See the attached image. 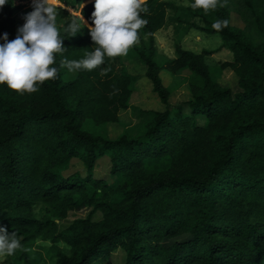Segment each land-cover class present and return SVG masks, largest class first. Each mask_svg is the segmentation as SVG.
Masks as SVG:
<instances>
[{
	"label": "trees",
	"instance_id": "obj_1",
	"mask_svg": "<svg viewBox=\"0 0 264 264\" xmlns=\"http://www.w3.org/2000/svg\"><path fill=\"white\" fill-rule=\"evenodd\" d=\"M84 1L71 0L76 12ZM93 4L81 16L67 14L59 27L65 50L55 56L56 79L31 94L0 85V226L22 245L6 263L41 264L34 249L46 241L56 264H112L120 249L125 264H264V0H218L207 12L146 0L148 13L141 16L148 22L127 55L70 72L61 60H79L94 47L83 22L91 23ZM21 10L32 7L12 0L0 8V34L9 40ZM169 11L177 40L166 69L191 73V97L175 108L160 76L155 37ZM232 12L243 29L230 24ZM73 19L81 28L75 36L64 31ZM217 20L227 23L216 30ZM191 30L218 35L222 44L215 52L186 50L181 42ZM222 50L233 58L219 70L235 73L240 93L223 87L207 64ZM131 57L147 68L166 109L143 112L140 126L112 139L99 129L118 124L131 109L136 80L123 62ZM104 159L109 177L98 179ZM74 162L87 173L65 174ZM40 208L46 215L39 216ZM88 208L93 215L60 229L58 221Z\"/></svg>",
	"mask_w": 264,
	"mask_h": 264
},
{
	"label": "clouds",
	"instance_id": "obj_2",
	"mask_svg": "<svg viewBox=\"0 0 264 264\" xmlns=\"http://www.w3.org/2000/svg\"><path fill=\"white\" fill-rule=\"evenodd\" d=\"M11 2L0 0V8ZM217 4L218 0H191L190 7L207 12ZM31 7L32 11L23 15L24 23L18 27L14 39L9 40L6 32L0 34L3 40L0 43V85L20 94L35 93L45 81L56 79L55 56L65 50L56 22L55 0H32L30 7L24 6L25 9ZM93 7L87 28L94 47L79 60H61L60 67H67L70 72L92 71L103 65L106 57L127 55L138 42L139 30L148 22L141 16V13H148L146 0H94ZM83 22L85 25L84 19ZM226 23L217 20L212 27L220 30ZM80 30L77 19L64 29L73 36ZM101 74H105L104 69ZM21 247L14 231L9 233L7 228L0 226V257H10Z\"/></svg>",
	"mask_w": 264,
	"mask_h": 264
},
{
	"label": "rangeland",
	"instance_id": "obj_3",
	"mask_svg": "<svg viewBox=\"0 0 264 264\" xmlns=\"http://www.w3.org/2000/svg\"><path fill=\"white\" fill-rule=\"evenodd\" d=\"M174 2L175 4L188 7L189 2L187 0H166ZM57 8V26L61 27L62 23L67 21V14L73 16H81V10L89 5L94 3V0H85L81 6L79 12H76L71 0H63L59 2L55 0ZM68 4V5H67ZM17 5H24L30 7L32 5V0H18ZM66 12V13H63ZM24 11H18L15 14L17 27L21 26L23 21ZM166 26L158 31L155 35L158 52L157 58L164 63V66L161 69V78L163 81L164 87L170 90V106L175 108L183 103H186L191 97V92L189 89V78L191 73L189 71H181L177 74L170 73L167 68V61L176 58L175 54V42L177 40L175 35V14L172 11L168 12ZM85 21V20H84ZM194 22L201 24L199 20H194ZM230 24L236 28H244V23L234 12L230 16ZM202 25V24H201ZM85 26L87 27V22L85 21ZM88 29V28H87ZM222 44V40L218 35H207L202 32L191 30L187 36L181 42V45L184 49L193 51L195 53L201 54L202 52H215L219 49ZM233 58L232 53L228 50H222L219 53L207 57V64L211 67L212 71H215L217 80L219 83L225 87L232 90L234 94L240 93L241 89L238 85V78L235 73L230 70H219L220 63L231 61ZM124 70L135 77V92L132 96L130 106L131 109L128 111L122 112L120 114V122L118 124H112L105 127H100L99 131L104 135H108L109 138L116 139L121 136L125 131H130L134 126L141 125L143 120L146 118V114L143 112H160L164 111L166 107L162 104L159 96L154 92L153 84L149 79L146 78L147 68L137 59V57L125 58ZM188 108L186 109V112ZM189 112V111H188ZM202 125V122L200 123ZM138 126V128H139ZM137 128V129H138ZM75 172L82 173L83 175L87 173L86 169L78 163L74 162L73 165L69 168L65 174L70 175ZM110 172V163L108 159H104L99 162L97 169L95 170V177L98 179H108ZM92 209H84L82 211H75L69 215V218L64 221H58L61 230L68 228L75 220L80 218H86L93 215ZM39 216L46 215L45 209L40 208L38 210ZM102 217L100 213L95 214L93 217L95 220H99ZM177 241V240H176ZM59 246L67 252V247L63 244ZM52 251V244L46 241H38L34 249L35 253L41 254L43 260L41 264H56L54 253L50 254L49 251ZM35 255V254H34ZM7 257H0V264H8ZM110 261L112 264H125L126 263V254L123 250H117L111 257Z\"/></svg>",
	"mask_w": 264,
	"mask_h": 264
}]
</instances>
